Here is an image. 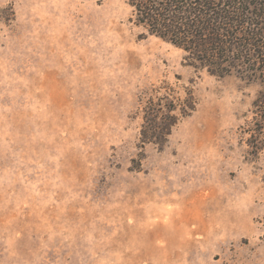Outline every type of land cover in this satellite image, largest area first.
<instances>
[{
    "label": "rangeland",
    "instance_id": "1",
    "mask_svg": "<svg viewBox=\"0 0 264 264\" xmlns=\"http://www.w3.org/2000/svg\"><path fill=\"white\" fill-rule=\"evenodd\" d=\"M218 71L128 0H0V264H264V84Z\"/></svg>",
    "mask_w": 264,
    "mask_h": 264
},
{
    "label": "trees",
    "instance_id": "2",
    "mask_svg": "<svg viewBox=\"0 0 264 264\" xmlns=\"http://www.w3.org/2000/svg\"><path fill=\"white\" fill-rule=\"evenodd\" d=\"M128 1L134 8L137 24L150 34L184 48L203 64L218 67L221 74L247 73L252 75L249 78L256 76L264 84V13L258 8L262 3L253 0ZM258 100L264 102V93Z\"/></svg>",
    "mask_w": 264,
    "mask_h": 264
}]
</instances>
